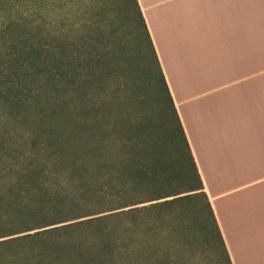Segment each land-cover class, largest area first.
I'll return each instance as SVG.
<instances>
[{
    "label": "trees",
    "instance_id": "16d2710c",
    "mask_svg": "<svg viewBox=\"0 0 264 264\" xmlns=\"http://www.w3.org/2000/svg\"><path fill=\"white\" fill-rule=\"evenodd\" d=\"M107 11L128 51L101 0H0V264H230L136 1Z\"/></svg>",
    "mask_w": 264,
    "mask_h": 264
},
{
    "label": "crops",
    "instance_id": "0c3cea01",
    "mask_svg": "<svg viewBox=\"0 0 264 264\" xmlns=\"http://www.w3.org/2000/svg\"><path fill=\"white\" fill-rule=\"evenodd\" d=\"M230 264H264V0H135Z\"/></svg>",
    "mask_w": 264,
    "mask_h": 264
},
{
    "label": "rangeland",
    "instance_id": "374dc122",
    "mask_svg": "<svg viewBox=\"0 0 264 264\" xmlns=\"http://www.w3.org/2000/svg\"><path fill=\"white\" fill-rule=\"evenodd\" d=\"M104 3V16H103V21L104 23L108 24V25H112L111 26V31L115 33V37L116 39L121 43L122 47H124V42H125V38L124 35L126 34V30L124 28H122V21L114 14L110 13V15L108 14L107 8L110 10L113 8V3L114 0H101ZM112 4V5H109ZM62 22V20L60 21ZM73 23V20H68L67 22H62V25H66V26H70V24ZM73 26L71 25L70 28H72ZM124 49L128 51V49H130L129 45H127L126 47H124ZM127 81V79H126ZM190 256L194 257V261L196 262V264H211L208 263L207 258L205 257V255H199L197 253H192L190 254Z\"/></svg>",
    "mask_w": 264,
    "mask_h": 264
}]
</instances>
